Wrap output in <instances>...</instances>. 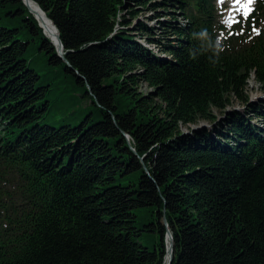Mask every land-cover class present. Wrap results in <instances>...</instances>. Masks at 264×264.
Listing matches in <instances>:
<instances>
[{
    "label": "trees",
    "instance_id": "16d2710c",
    "mask_svg": "<svg viewBox=\"0 0 264 264\" xmlns=\"http://www.w3.org/2000/svg\"><path fill=\"white\" fill-rule=\"evenodd\" d=\"M32 1L67 63L0 0V264H264V0Z\"/></svg>",
    "mask_w": 264,
    "mask_h": 264
},
{
    "label": "rangeland",
    "instance_id": "374dc122",
    "mask_svg": "<svg viewBox=\"0 0 264 264\" xmlns=\"http://www.w3.org/2000/svg\"><path fill=\"white\" fill-rule=\"evenodd\" d=\"M237 1L235 0H220L218 6L219 8L221 9V14H222V17H221V22L224 24V26L226 25H229V20H230V17H228L229 14H232L231 11H234L237 7L235 6ZM152 16V13L151 12H148V11H141L140 14H139V19L134 21V25L137 24V22L139 21H144V22H147V20ZM180 16V15H178ZM6 15H5V12L3 13H0V23H3L5 22V20L7 18H5ZM237 18H240L241 20H244L245 18L243 16H239ZM179 22L181 23H184V21L182 19H179ZM150 26L152 27H157L158 25L156 24V22H149ZM264 25V23H261V27ZM134 26H132L133 28ZM260 28H256L255 29V34L258 33V31L260 30ZM143 43H145L147 45V43L145 42V40H143ZM148 46V45H147ZM156 53H158V49H156L154 46H150ZM44 72H42L43 74ZM140 90L143 94L145 95H148L149 93L152 92V89H150L146 84H142L141 87H140ZM247 91H248V94L250 96H252L251 98L253 99V101H262L264 102V89L262 88V86L256 81V79L253 77L250 79L249 81V85H248V88H247ZM235 109H241V110H244L242 107H240V105L238 103H235ZM217 115L220 117L222 114L217 112ZM223 117V116H221ZM224 119V118H223ZM222 119V121H223ZM256 124H260V122H258L257 119H254L253 120ZM205 128H208V129H213V127L208 124V123H205V122H201L199 125H194V126H190V127H183V131L185 133H193L192 131L194 132H197V131H201V130H204Z\"/></svg>",
    "mask_w": 264,
    "mask_h": 264
},
{
    "label": "bare ground",
    "instance_id": "6f19581e",
    "mask_svg": "<svg viewBox=\"0 0 264 264\" xmlns=\"http://www.w3.org/2000/svg\"><path fill=\"white\" fill-rule=\"evenodd\" d=\"M26 4L29 7V9L35 14L39 24L44 29L46 36L50 38L57 46L59 45L58 41V35L54 28V26L51 24V22L48 20V18L44 15V13L39 9V7L32 2L31 0H26ZM171 241L168 242V247L171 250ZM170 259V253L167 256V262H169Z\"/></svg>",
    "mask_w": 264,
    "mask_h": 264
},
{
    "label": "water",
    "instance_id": "95a60500",
    "mask_svg": "<svg viewBox=\"0 0 264 264\" xmlns=\"http://www.w3.org/2000/svg\"><path fill=\"white\" fill-rule=\"evenodd\" d=\"M32 1V0H31ZM23 2H24V4H25V6L29 9V7L27 6V4H26V0H23ZM33 2V1H32ZM36 4V3H35ZM37 5V4H36ZM38 6V5H37ZM39 7V6H38ZM39 9L44 13V15L46 16V14H45V12L39 7ZM29 11L35 16V14L29 9ZM36 17V16H35ZM47 17V16H46ZM48 18V17H47ZM37 19V18H36ZM50 22H51V24L54 26V28H55V30H56V32H57V35H58V41H59V45L57 46L50 38V40H51V42H52V44L56 47V50H57V54H58V56H59V58L61 59V60H63V61H65L66 63H67V60H66V58H65V52H64V46H63V44H62V42H61V40H60V36H59V32H58V29L56 28V26L53 24V22L50 20V19H48ZM40 27H42L41 25H40ZM44 33H45V31H44ZM46 34V33H45ZM165 225L166 226H168V224H167V221L165 220ZM168 240H170L171 241V250L169 249V247H168V254L170 253V259H169V262H167V264H171L172 263V261H173V259H174V240H173V235H172V233L169 231L168 232Z\"/></svg>",
    "mask_w": 264,
    "mask_h": 264
}]
</instances>
